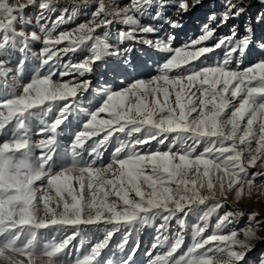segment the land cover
I'll return each instance as SVG.
<instances>
[{"label": "snow or ice", "instance_id": "obj_1", "mask_svg": "<svg viewBox=\"0 0 264 264\" xmlns=\"http://www.w3.org/2000/svg\"><path fill=\"white\" fill-rule=\"evenodd\" d=\"M262 198L264 0H0V264H264Z\"/></svg>", "mask_w": 264, "mask_h": 264}, {"label": "rangeland", "instance_id": "obj_2", "mask_svg": "<svg viewBox=\"0 0 264 264\" xmlns=\"http://www.w3.org/2000/svg\"><path fill=\"white\" fill-rule=\"evenodd\" d=\"M67 0H61V3H66ZM257 6L259 7V5L257 4ZM31 11H35L34 9L31 10ZM200 16V12L198 11L197 13H193L192 14V20L186 25L185 29L184 30L185 32L189 31L190 29H192L194 26L196 27V19L197 17ZM197 28V27H196ZM222 32H227V29H221ZM195 35V34H194ZM193 35V36H194ZM186 37H184L182 34H181V39H184ZM264 199V198H262ZM240 207L242 208V210L244 211H249L251 210L252 208L256 209L257 211L261 210V208H264V204H252V205H240ZM244 221L242 220L241 221V224H243ZM261 236H264V229H261L260 230V233H259ZM152 236H153V231L150 230V229H147L145 230L144 232L141 233L140 235V239H141V242H142V247L143 248H147L151 242V239H152ZM261 252H264V243H258L255 250L250 254V257L249 259H252V258H255L256 256H258Z\"/></svg>", "mask_w": 264, "mask_h": 264}, {"label": "bare ground", "instance_id": "obj_3", "mask_svg": "<svg viewBox=\"0 0 264 264\" xmlns=\"http://www.w3.org/2000/svg\"><path fill=\"white\" fill-rule=\"evenodd\" d=\"M256 7H258L257 5H256ZM81 18H83V17H81ZM186 30V29H185ZM196 32H197V28L194 26L192 29H190L189 31H187V33H190V34H192V35H194V34H196ZM183 35V34H182Z\"/></svg>", "mask_w": 264, "mask_h": 264}]
</instances>
